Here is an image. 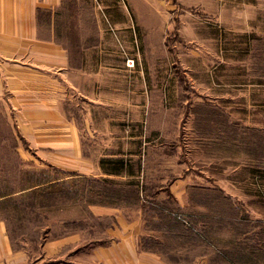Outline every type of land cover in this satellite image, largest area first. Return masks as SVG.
<instances>
[{"label": "crops", "instance_id": "1", "mask_svg": "<svg viewBox=\"0 0 264 264\" xmlns=\"http://www.w3.org/2000/svg\"><path fill=\"white\" fill-rule=\"evenodd\" d=\"M159 12L150 0H0V104L16 140L47 169L135 191L89 204L102 227L47 240L33 261L0 219V264H204L167 258L175 250L162 239L167 229L151 228L162 194L183 204L181 194L200 186L180 160L199 151L200 140L175 147L153 130V121L166 124L153 119L162 103L152 94L162 87L126 66L139 45L151 59L164 46L169 25Z\"/></svg>", "mask_w": 264, "mask_h": 264}, {"label": "rangeland", "instance_id": "2", "mask_svg": "<svg viewBox=\"0 0 264 264\" xmlns=\"http://www.w3.org/2000/svg\"><path fill=\"white\" fill-rule=\"evenodd\" d=\"M150 2L159 6L157 19L169 25L165 44L152 59L139 45L126 66L140 67L148 86L162 87L152 94V100L162 103L153 109V119H166V124L153 121L151 128L174 139L175 147L193 144L192 137L200 140L197 154L180 158L200 186L181 194L183 204L169 192L162 194L165 205L157 202L153 214L159 218L151 228L168 226L176 232L165 230L162 238L174 247L166 253L174 261L264 264V0ZM17 147L27 149L16 140L0 104V190L19 191L51 177L61 179L59 187L62 180L67 182L73 198H58L60 203L45 208L43 194L31 205L26 196L31 191L17 193L24 194L22 200L0 209L15 249L24 250L33 261L47 240L86 233L91 224L102 227L104 221L89 216L87 207L115 201L99 190L117 187L102 179L54 172L26 150L20 155ZM121 196L134 197L128 189H122ZM158 242L146 239L143 244ZM179 245L189 246L188 251L176 249Z\"/></svg>", "mask_w": 264, "mask_h": 264}, {"label": "trees", "instance_id": "3", "mask_svg": "<svg viewBox=\"0 0 264 264\" xmlns=\"http://www.w3.org/2000/svg\"><path fill=\"white\" fill-rule=\"evenodd\" d=\"M54 171V170H53ZM57 172V171H54ZM43 175H46L47 172L46 170L42 171ZM43 183H39L35 186H26V188L20 189L19 191H15V190H11V189H7L5 188V190L1 191L0 190V209H9V207H11V202H16L18 203L20 200L23 199L24 194H20L18 196H16L17 193H28L31 191L30 195H26L27 197H31V205H33V201L35 200V197L37 194L41 193L43 194V199L44 202L42 203L43 207H52L57 205L59 200L58 198L61 199H66V201L72 199V192L68 189L69 187L67 186V182H65L64 180H62V186H58V182L61 181V179L56 178L54 181L51 177H45ZM104 184L107 183L106 181L103 182ZM59 187V189L57 188ZM105 186H103V189L99 190L100 194H106V196L108 197H113L112 199H122V190L121 189H117V188H113V190H110V188H106ZM51 191V192H50ZM121 191V192H120ZM131 192V194L133 196H135V191L133 189L129 190ZM133 198V197H132ZM68 199V200H67ZM125 199V198H123ZM102 203V202H99ZM1 220H3L5 222V224L8 226V220L5 218H0ZM180 223L178 220H176V223ZM182 226L184 227V225L182 224ZM179 227V226H177ZM169 233L171 234H176V232H174L170 227L167 226L166 228ZM186 230H188L189 232H191V230L189 228H186ZM193 233V232H192ZM144 246V245H143Z\"/></svg>", "mask_w": 264, "mask_h": 264}, {"label": "built area", "instance_id": "4", "mask_svg": "<svg viewBox=\"0 0 264 264\" xmlns=\"http://www.w3.org/2000/svg\"><path fill=\"white\" fill-rule=\"evenodd\" d=\"M128 63L130 64V61H128ZM130 66V65H129Z\"/></svg>", "mask_w": 264, "mask_h": 264}]
</instances>
